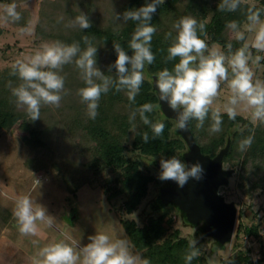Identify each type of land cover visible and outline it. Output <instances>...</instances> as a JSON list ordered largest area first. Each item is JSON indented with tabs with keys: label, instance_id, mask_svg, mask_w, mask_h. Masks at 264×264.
Here are the masks:
<instances>
[{
	"label": "trees",
	"instance_id": "obj_1",
	"mask_svg": "<svg viewBox=\"0 0 264 264\" xmlns=\"http://www.w3.org/2000/svg\"><path fill=\"white\" fill-rule=\"evenodd\" d=\"M256 1V4L251 5L241 0L240 7L236 11H228L221 10L222 0H164V3L157 7L150 21L156 28L150 45L155 60L151 65H145V79L139 93L130 101L126 90L118 91V85L114 82L109 91L102 94L97 109L98 115L94 120L88 117L86 105L81 103L79 96L73 90L74 86L77 89L85 86L80 70L76 68L74 62L64 65L59 73L65 78V89L68 94L63 95L59 107L42 105L40 119L36 121H30L26 111L16 105L15 98L11 95L9 82L13 87L20 83L12 74L13 65L2 68L0 70V134L3 130L21 133L33 160L50 153L53 142H57L58 152L71 151L77 146L80 150L79 158L82 159L81 167L87 174L76 178L78 172L74 171L73 181L63 177L61 179L63 188L76 196L79 189L91 183L94 177L108 173L109 176L102 182L103 192L108 200L113 197H123L122 207L127 215L137 211L148 197L150 187L156 184L155 194L147 200L138 214L142 224L138 225L133 219H121L131 246L137 254L148 259L150 264H187L186 255L194 238L198 242L197 247L201 254L193 259L191 264H205L207 256L225 250L232 240L223 246L218 245L215 239L204 233L203 223L190 224L184 218L182 211L170 204L178 211L182 224L193 227L194 233L184 237L179 229L173 228L174 213L166 211L169 205L163 204L159 198V190L167 182L161 181L153 170L160 174V170L155 166L157 159L175 156L184 162L183 153L187 146L175 128V121L167 118L162 112L152 77L165 68L171 71L178 62V58L167 60V49L172 39H166L165 34L171 32L172 37H175L176 31L173 25L180 18L192 16L198 23H204L205 33L198 32V35L206 40L209 48L218 44L227 55L229 44L232 52L244 45V41L233 38L232 31L227 25L235 21L241 29L247 24L249 8L261 10V19L264 18V0ZM0 2L8 4L15 3V0H0ZM149 2L151 0H58L56 4L44 3L36 25V34L42 40L52 38L64 44L78 43L81 51L87 47L83 39L87 36L97 48L96 67L115 81V69L109 70L116 59L113 46L119 44L125 52L132 55L129 43L136 27L142 23L134 20L125 21L123 13L138 9ZM17 11L21 13V20L10 24L20 28L26 27L29 24L27 12L19 8ZM81 12L88 16L92 27L87 30H81L78 26L68 27L69 22ZM2 34L3 28L0 27V36ZM249 50L252 56L257 52L251 47ZM259 55L264 56V54ZM259 63L264 65V59ZM144 104L154 106L150 113H145L150 124L143 123L138 111ZM133 113H135L134 118H132ZM60 116L61 120L58 119ZM221 119L223 121L221 131L215 134H210L208 131L212 123L211 112L202 128L196 127V120L189 121L190 130L201 152L211 158L216 156L230 137V148L224 156L223 164H234L239 160L243 170L240 173L241 178L249 180L250 176H253L255 181L251 187L259 186L264 189V124H253L249 119L238 114L235 119H230L226 113H221ZM157 122L163 123L164 129L160 136L155 137L152 124ZM64 131L67 132L68 139L61 141V133ZM55 134H60V140L56 139ZM145 134L148 136L147 142L143 139ZM249 136L253 138L251 146L241 151L240 142ZM248 163L251 165L250 172L246 167ZM0 216L6 222L10 214L0 207ZM261 225L260 222H253L250 225L239 223L234 229L232 238L235 240L232 246L235 253L223 259L221 264H264L262 248L260 257L255 260L251 258L249 250L236 251L239 247L237 240L241 235L262 242ZM208 242L211 243L206 254L203 252V246Z\"/></svg>",
	"mask_w": 264,
	"mask_h": 264
},
{
	"label": "clouds",
	"instance_id": "obj_2",
	"mask_svg": "<svg viewBox=\"0 0 264 264\" xmlns=\"http://www.w3.org/2000/svg\"><path fill=\"white\" fill-rule=\"evenodd\" d=\"M163 3L164 0H151L138 9L123 13L125 21L134 20L142 23L136 27L129 43L132 55L125 52L119 44L113 46L116 59L109 70L115 69V81L96 67L97 48L87 36L83 38L87 45L83 51L78 43L45 42L30 55L17 59L12 66V74L20 83L13 87L9 82L16 105L26 111L30 121L40 119L42 105L59 107L63 95L68 94L65 89V78L59 73L64 65L73 62L80 70L85 85L77 90V95L81 103L86 105L90 119L94 120L97 117L99 100L114 82L118 85V91L126 90L129 100H134L145 79V65H151L155 60L150 45L156 28L150 21L157 7ZM240 4L241 0H222L220 8L236 11ZM24 7H27L26 2ZM21 18L16 3L0 5V26L17 23ZM67 26H78L81 30L92 27L88 16L82 12ZM227 26L237 41L245 40V31L253 33L251 45L245 43L232 52L229 44L227 55L218 44L209 48L206 40L198 35V32L205 33V24L198 23L192 16H184L174 23L173 28L176 31L174 38L171 32L165 34L166 39H172L167 49V60L178 58V62L171 71L165 68L157 73L154 86L159 94V100L165 102L175 113V128L178 130H186L190 120H196V127L202 128L211 112L212 123L208 129L209 133L221 131L223 123L221 110L212 109V105L220 96L222 84H226L230 93L223 105V111L230 119H235L238 110L242 108L250 113L254 122L264 124V80L255 78V72L250 67V62L258 66L264 56L253 57L249 50L251 47L257 52H264V19H261V10L248 9L244 31L235 21ZM33 31L30 26L20 29L23 35H32ZM153 107L152 104H144L138 109L144 124L151 123L145 113H150ZM134 117L135 113L132 114V118ZM163 129L164 124L161 122L152 124L155 137L160 136ZM143 139L145 142L148 141L147 134ZM252 139L249 136L241 141L240 150L250 147ZM159 166L158 178L161 181H173L180 188L189 179L200 181L204 176V168L199 162L188 165L175 156L160 159ZM35 184L41 186L38 179H35ZM14 216L20 233L26 236H36L39 233L38 222L47 226L55 223V218L48 215L46 208L36 203L30 195H19L15 198ZM88 240L89 243L78 248L64 241L49 243L31 258L32 264H150L148 259L132 251L126 239L99 233L89 236ZM197 244V240L193 238L190 242V251L186 255L187 264H191L193 259L200 256Z\"/></svg>",
	"mask_w": 264,
	"mask_h": 264
},
{
	"label": "rangeland",
	"instance_id": "obj_3",
	"mask_svg": "<svg viewBox=\"0 0 264 264\" xmlns=\"http://www.w3.org/2000/svg\"><path fill=\"white\" fill-rule=\"evenodd\" d=\"M57 1L15 0L17 8L27 12V16H29L27 26L32 27L34 31L32 35H23L20 33V27L11 24L0 26L3 28V34L0 36V70L13 65L17 59H23L30 55L41 44L55 41L52 38H48V40L40 39L39 35L36 34V25L44 3L46 5L50 2L56 4ZM242 1L251 5L257 3L256 0ZM25 2L27 7H24ZM3 4V2H0V5ZM246 25L244 24L241 27L242 31L246 29ZM252 39L253 33L245 31L244 44L251 45ZM259 54H264V52H256L253 57ZM250 67L255 72V78L264 80L263 64L259 63L257 66L250 62ZM76 89L77 87L74 86L75 93H77ZM229 94L226 84H222L220 96L212 105V108H219L221 113H225L223 105ZM238 115L249 119L253 124H257L251 119L250 113L242 108L238 110ZM57 116H59L58 113ZM58 119L61 120V116ZM67 135L66 131L61 133L62 137L60 134H55L56 139L61 137V141L68 139ZM56 148L57 142H53L50 153H45L39 156L38 159L33 160L30 149L22 139L21 133L18 134L12 130L1 132L0 207L7 210L10 216L6 222L0 216V239L7 237L11 243L24 250L31 257L35 256L40 248L53 242L64 241L74 248L83 247L89 243V236L99 233L108 234L113 238L126 239L131 246L121 219H133L138 225H141L138 214L147 200L155 194L156 184L150 187L148 197L142 202L137 211L131 215H127L123 210V197L118 196L108 200L107 195L103 192L102 182L109 176L108 173H102L100 176L94 177L91 183L82 186L76 196H73L63 188L61 179L66 177L69 181H73L74 171L78 172L75 175L76 178H81L84 174H87L81 167L80 150L77 146H74L71 151L61 150L58 152ZM239 163V160L234 164L224 163V168L234 169L235 173L230 178L229 184L221 187L219 192L227 202H233L237 208L235 228L239 223L250 225L253 222H260L262 224V242L246 235H241L237 240L239 247L236 251L249 250L251 258L255 260L260 257L261 248L264 249V189L259 186L256 188L251 187L255 181L253 176H250V182L241 178L240 173L243 170H241ZM246 167L250 172V163ZM153 171L159 177V172ZM35 179L41 182L40 187L35 184ZM19 195H30L36 203L43 205L48 215L55 218V223L52 226H47L38 222L40 231L36 236L22 235L14 216L15 198ZM166 211L174 213L173 228L179 229L182 236L188 237L194 233L193 227L182 224L179 213L177 214L178 211L174 209V206L169 205ZM239 215L241 218H239ZM73 216L75 217L73 218ZM210 243L208 242L203 246V252L206 254L209 251ZM234 243L235 240L232 239L225 250H219L215 255L207 256L205 264H209L210 261L211 264H221L223 259L235 253L232 247ZM131 249L137 254L132 246ZM29 262L32 264V261H21L19 264H29Z\"/></svg>",
	"mask_w": 264,
	"mask_h": 264
},
{
	"label": "water",
	"instance_id": "obj_4",
	"mask_svg": "<svg viewBox=\"0 0 264 264\" xmlns=\"http://www.w3.org/2000/svg\"><path fill=\"white\" fill-rule=\"evenodd\" d=\"M155 78L156 76L152 77L153 85ZM157 95L159 98L158 92ZM160 106L164 115L175 121V113L167 104L160 101ZM177 131L187 146L183 153L184 162L188 165L199 162L204 168V176L200 181L189 179L182 188L177 187L173 181H166L167 184L159 190V198L165 205L178 207L190 224L203 223L204 233L215 239L218 245L223 246L232 240L237 219L235 204L227 202L219 192L221 187L229 184L234 174V169H226L223 164L231 139L229 137L225 147L211 158L201 152L190 130L189 122L186 130ZM159 161L160 159L155 161V166L160 170Z\"/></svg>",
	"mask_w": 264,
	"mask_h": 264
},
{
	"label": "crops",
	"instance_id": "obj_5",
	"mask_svg": "<svg viewBox=\"0 0 264 264\" xmlns=\"http://www.w3.org/2000/svg\"><path fill=\"white\" fill-rule=\"evenodd\" d=\"M0 239V264H19L21 261H31V256L11 243L8 238ZM30 264V262H29Z\"/></svg>",
	"mask_w": 264,
	"mask_h": 264
}]
</instances>
